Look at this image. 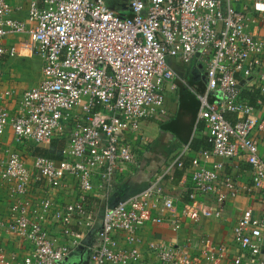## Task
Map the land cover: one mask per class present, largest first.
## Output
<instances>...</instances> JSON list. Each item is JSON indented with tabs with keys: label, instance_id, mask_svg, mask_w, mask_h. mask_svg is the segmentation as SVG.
<instances>
[{
	"label": "built area",
	"instance_id": "built-area-1",
	"mask_svg": "<svg viewBox=\"0 0 264 264\" xmlns=\"http://www.w3.org/2000/svg\"><path fill=\"white\" fill-rule=\"evenodd\" d=\"M28 2L27 17L19 19L13 13L20 7L0 0V84L3 58L18 51L7 46V39L18 34L32 37L43 77L23 92L16 113L0 104V138L11 125L16 144L49 145L64 138L66 145L61 159L37 155L31 166L17 149L7 147L0 156V180L10 183L13 194L25 195L33 181L59 188L72 176L83 196L62 207L50 198L16 200L9 220H0V232L27 240L31 250L24 256L8 254L0 244V264H61L86 245L95 219L84 194L95 189V177L105 189L121 167L137 164L126 132L136 130L143 118L165 113V85L177 76L169 57L184 63L200 57L205 64L206 88L196 95L198 120L204 122L210 147L183 144L143 189L106 202L101 225L88 242L87 264H213L228 255L229 246L211 240L146 242L140 235L147 222L171 221L180 227L179 200L167 191L166 182L183 170L186 156L191 160L186 194L194 213L188 216L195 221L221 214L220 206L198 200L215 193L219 182L231 195L239 193L225 163L215 158H242L250 164L249 191L261 189L263 213L247 210L238 219L233 242L240 253L232 264H264V153L256 133H264V116L240 99L241 78L259 76V103L264 100V36L249 29L259 16L264 18V0H129L128 14L107 0ZM12 94L0 89V101ZM53 219L61 224L65 243L50 235L47 223ZM143 244L154 262L144 255Z\"/></svg>",
	"mask_w": 264,
	"mask_h": 264
},
{
	"label": "crops",
	"instance_id": "crops-1",
	"mask_svg": "<svg viewBox=\"0 0 264 264\" xmlns=\"http://www.w3.org/2000/svg\"><path fill=\"white\" fill-rule=\"evenodd\" d=\"M9 2L13 7H20L14 9V17L19 19L27 17L28 0H9ZM107 2L119 13H129V0H107ZM249 29L255 35L263 37L264 18L259 16L255 23L250 24ZM31 38L27 34L8 37L7 46L15 45L18 47V51L14 55H6L2 60L4 74L0 89H10L13 94L4 101H0V104L5 103L13 114L16 113L22 98V96L19 98L17 94L15 95L16 91L18 93L21 90L24 92L26 89L39 84L43 77L42 62L41 79L35 81V83L24 85L27 83L25 79L28 75L38 69L32 63L34 56L35 58L37 56L32 53ZM168 63L173 67L177 76L172 82L169 81L165 85V113L143 118L136 130L126 132V141L137 152V164L121 167L115 174L113 185L105 189L98 187L99 178L95 177L93 181L97 188L95 187L94 190L84 194L85 203L95 219V225L87 236V249L88 242L92 240L91 234L97 232L101 225V215L106 202L116 203L143 189L155 173L163 170L166 163L173 157L172 155L183 144L191 143L192 146L197 145L200 148L210 147L204 122L198 120L200 102L196 95V92H203L206 88L205 64L200 57L194 58L190 63H184L175 57H169ZM259 78V76H254L251 80L241 78L242 91L240 99L252 104L259 116H264V100L259 103ZM172 83L176 84V88H172ZM216 99V95L211 98L212 101ZM226 115L231 120L236 119V114L227 113ZM256 133L260 136L261 151L264 153V133L257 131ZM61 143L64 145L62 148L59 147ZM65 145L66 139L64 138H57L49 145H38L34 142L16 144L12 126L9 125L5 134L0 138V156H4V150L7 147L17 149L29 165L30 163L33 164L37 155H40L38 148L43 147L53 153L52 158L61 159ZM32 158L33 160L29 162ZM215 159L225 163L227 174L234 177L238 183L239 193L231 195L223 182H219L218 190L215 193L205 197L203 195L199 196L198 200L211 204L213 207L220 206L221 214L219 216L202 217L198 221L193 220L188 216V214L193 215L194 213L190 211L189 197L186 194V188L188 186L189 189L191 188L190 180L187 178L190 173L191 160L190 157L186 156L183 170L177 169L175 176L167 178L166 182L167 191L179 200L175 211L180 227L175 229V225L171 221L159 224L147 222L140 230V235L146 242L149 240H162L172 243L177 240L182 243L188 238H196L198 241L211 240L214 243H224L229 246L228 255L213 264H232L233 256L240 253V249L233 242L234 226L247 210H253L258 215L263 213L262 191L261 189L249 191V188L253 187V177L251 166L244 159L227 160L217 157ZM82 196L83 192L80 185L76 178L72 176L66 177L59 188H52L44 181H33L25 195L13 194L10 183L0 180V220L4 222L9 220L13 204L21 198H28L35 202L50 198L57 206L62 207L80 200ZM75 228L78 229L79 226L75 225ZM47 229L51 236L57 238L59 243H65L66 238L62 233L61 224L55 222L54 219L50 220L47 223ZM0 244L8 254L16 253L19 256H24L31 250L30 242L9 234L6 230L0 232ZM85 250L75 248L72 251L70 258L72 264H77L84 259ZM142 251L147 259L154 262V254L150 252L146 244L142 245Z\"/></svg>",
	"mask_w": 264,
	"mask_h": 264
},
{
	"label": "rangeland",
	"instance_id": "rangeland-1",
	"mask_svg": "<svg viewBox=\"0 0 264 264\" xmlns=\"http://www.w3.org/2000/svg\"><path fill=\"white\" fill-rule=\"evenodd\" d=\"M32 63L35 66H37L38 69L35 70L31 75H28V77L25 79V81L27 83L24 84V85L35 83V81L37 82V81H39V79H41V76H42V61L38 57L35 58V56H34V60L32 61ZM20 90H21V87H20ZM22 92H23L22 90L19 91V93H18V91H16L15 95L17 94V96L20 98L22 96ZM32 160H33V158L30 159L29 162L32 161ZM30 164H32V163H30Z\"/></svg>",
	"mask_w": 264,
	"mask_h": 264
},
{
	"label": "water",
	"instance_id": "water-1",
	"mask_svg": "<svg viewBox=\"0 0 264 264\" xmlns=\"http://www.w3.org/2000/svg\"><path fill=\"white\" fill-rule=\"evenodd\" d=\"M77 249H80V250H85V256H84V259L81 260L79 263L77 264H87L88 263V260H89V256H90V250L86 248V245L83 243L81 244ZM71 256H72V253L63 261L61 262V264H72L71 262Z\"/></svg>",
	"mask_w": 264,
	"mask_h": 264
},
{
	"label": "trees",
	"instance_id": "trees-1",
	"mask_svg": "<svg viewBox=\"0 0 264 264\" xmlns=\"http://www.w3.org/2000/svg\"><path fill=\"white\" fill-rule=\"evenodd\" d=\"M64 145H63V143H61L60 145H59V147H63ZM193 148H195V149H199L200 147H197V145H193ZM39 149V154L40 155H43V156H48V157H53L54 155H53V153H51L50 151H48L47 149H44L43 147L42 148H38ZM181 173V172H180Z\"/></svg>",
	"mask_w": 264,
	"mask_h": 264
}]
</instances>
